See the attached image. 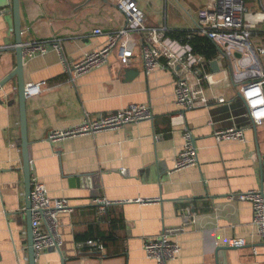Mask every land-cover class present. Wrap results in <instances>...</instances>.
<instances>
[{"label": "crops", "instance_id": "obj_1", "mask_svg": "<svg viewBox=\"0 0 264 264\" xmlns=\"http://www.w3.org/2000/svg\"><path fill=\"white\" fill-rule=\"evenodd\" d=\"M121 1L20 0L23 43L62 39L59 50L28 58L24 67L27 86L47 84L26 100L32 177L40 178L52 198H67L71 205L59 214L60 247L46 249L36 264H155L144 241L163 232L181 248L169 264H264V238L256 233L252 206L235 198L251 189L264 193L257 155L259 146L264 157V123H251L227 60L222 62L226 70L213 73L208 91L226 101L190 110L176 103V78L169 70L147 74L139 45L129 67H122L115 51L106 65L70 80L68 67L107 44V36L93 30L110 32L126 24ZM130 1L147 25L194 31L198 12L212 0ZM245 2L246 22L255 26L252 42L264 46V0ZM3 4L0 81L17 60L12 0ZM136 40L140 43V36ZM16 87L15 77L0 90V264H29ZM132 104L151 105L153 119L94 135L48 139L54 130L79 125L86 114L94 119ZM231 126L245 127L247 142L217 143L215 130ZM185 127L194 136L198 164L176 170ZM98 198L113 202L102 215L94 204ZM112 221L120 227L113 228ZM237 237L247 244L229 249V240ZM89 240H100L105 255L91 251Z\"/></svg>", "mask_w": 264, "mask_h": 264}, {"label": "built area", "instance_id": "obj_2", "mask_svg": "<svg viewBox=\"0 0 264 264\" xmlns=\"http://www.w3.org/2000/svg\"><path fill=\"white\" fill-rule=\"evenodd\" d=\"M126 16V24L119 30L105 32L101 28L93 30L94 35H106L107 44L99 50L86 53L80 60L67 68L70 80L84 75L94 69L106 65L109 57L116 51L122 67H129L135 57L136 47L140 46L141 58L147 74L158 68L169 70L176 78L175 101L183 110L208 107L211 102H225L223 96L211 97L208 93L213 77L212 63L217 62L220 70L222 62L227 60L237 95L241 98L247 116L252 124L260 126L264 123V46H256L252 42L255 26L246 22L247 7L245 0H212L209 7L198 12L197 29L194 33L204 35L216 44L219 54L213 59L194 51L185 38L171 36L165 26L145 24L143 13L135 2L123 0L118 3ZM0 7V15L3 13ZM140 36V43L136 40ZM62 39L33 40L23 43L24 59L46 54L49 50L60 49ZM46 82L26 85V95L36 96L46 89ZM154 113L149 104H132L116 112L91 118L88 114L83 121L67 130H54L48 139L57 142L64 138L94 135L105 130H116L128 124L152 120ZM245 127L231 126L217 129L214 139L217 143L226 141L247 142ZM184 144L175 161V169L182 170L198 164V153L192 131L185 127ZM127 174V169L121 170ZM31 211L34 249L38 257L46 249L59 248V214L71 209L67 198H52L47 186L39 177L31 179ZM236 199L249 202L253 210V225L256 233L264 238V193L251 189L235 196ZM140 202L151 201L140 199ZM98 213L104 214L108 205L113 204L106 198L94 201ZM91 251H100L105 255V246L100 240H89ZM245 238L237 237L229 240L227 246L241 248L245 246ZM144 250L155 264H169L181 251L179 244L171 238V234L163 232L157 237H149L144 241Z\"/></svg>", "mask_w": 264, "mask_h": 264}, {"label": "water", "instance_id": "obj_3", "mask_svg": "<svg viewBox=\"0 0 264 264\" xmlns=\"http://www.w3.org/2000/svg\"><path fill=\"white\" fill-rule=\"evenodd\" d=\"M12 9L14 15V29H15V45L13 49L16 52V68L8 74L3 80L0 81V90L13 78H17V92L19 95V104H20V120H21V135H22V156H23V170H24V183H25V195H26V222L28 227V242H29V264H36L37 256L34 249V239H33V230H32V211H31V162L29 156V141L27 136V112H26V82L24 77V67L25 59L23 56V47H22V24H21V13H20V0H12ZM219 65L215 61L212 63V70L214 72L219 71ZM132 71V70H131ZM137 73V71H135ZM129 74H134L129 72ZM254 125V124H253ZM254 127H256L254 125ZM258 159L261 166V176L264 180V157L261 153L259 146L257 150ZM229 249L233 247L227 246Z\"/></svg>", "mask_w": 264, "mask_h": 264}, {"label": "trees", "instance_id": "obj_4", "mask_svg": "<svg viewBox=\"0 0 264 264\" xmlns=\"http://www.w3.org/2000/svg\"><path fill=\"white\" fill-rule=\"evenodd\" d=\"M169 34L173 37H186L188 34H191V37L190 39H188V41L193 46L194 51L204 55L207 59H213L217 57L219 54V49L212 40H210L206 36H202L197 33H194L193 30L176 29L170 31ZM112 225L113 228L120 227L114 221H112Z\"/></svg>", "mask_w": 264, "mask_h": 264}, {"label": "rangeland", "instance_id": "obj_5", "mask_svg": "<svg viewBox=\"0 0 264 264\" xmlns=\"http://www.w3.org/2000/svg\"><path fill=\"white\" fill-rule=\"evenodd\" d=\"M7 2V0H5ZM0 5L3 6V0H0ZM254 6H259L258 1L255 2Z\"/></svg>", "mask_w": 264, "mask_h": 264}]
</instances>
